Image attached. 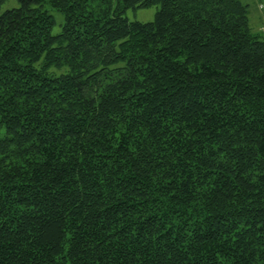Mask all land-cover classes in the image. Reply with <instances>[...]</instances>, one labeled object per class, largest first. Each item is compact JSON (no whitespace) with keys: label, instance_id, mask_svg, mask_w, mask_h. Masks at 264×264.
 <instances>
[{"label":"trees","instance_id":"1","mask_svg":"<svg viewBox=\"0 0 264 264\" xmlns=\"http://www.w3.org/2000/svg\"><path fill=\"white\" fill-rule=\"evenodd\" d=\"M18 2L0 14V264H264L248 4Z\"/></svg>","mask_w":264,"mask_h":264},{"label":"rangeland","instance_id":"2","mask_svg":"<svg viewBox=\"0 0 264 264\" xmlns=\"http://www.w3.org/2000/svg\"><path fill=\"white\" fill-rule=\"evenodd\" d=\"M242 2L249 6V19L252 30L254 32H261L264 37V0H242ZM18 5V0H6L0 7V14L6 9L17 7ZM156 11L157 6L129 9L126 12V16L130 20L150 21L154 18ZM51 13L56 20L53 32L58 33L62 30L64 13L56 9H51Z\"/></svg>","mask_w":264,"mask_h":264}]
</instances>
